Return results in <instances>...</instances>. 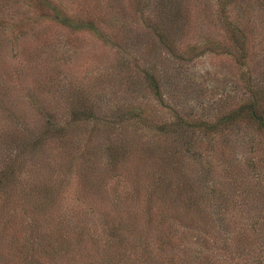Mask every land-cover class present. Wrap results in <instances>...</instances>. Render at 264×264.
<instances>
[{"label":"rangeland","instance_id":"rangeland-1","mask_svg":"<svg viewBox=\"0 0 264 264\" xmlns=\"http://www.w3.org/2000/svg\"><path fill=\"white\" fill-rule=\"evenodd\" d=\"M46 1L109 39L0 0V264H63L65 251L73 264H203L223 229L264 264V132L197 127L242 104L246 80L264 94V0Z\"/></svg>","mask_w":264,"mask_h":264},{"label":"trees","instance_id":"trees-1","mask_svg":"<svg viewBox=\"0 0 264 264\" xmlns=\"http://www.w3.org/2000/svg\"><path fill=\"white\" fill-rule=\"evenodd\" d=\"M226 6H228L231 1L233 0H221ZM37 6L39 7H49V9L54 10V18L57 19V21L64 25V27L70 29L72 32H88L91 33L96 39H109V34L104 30V28H100L101 26H97L98 24L95 23L94 20L90 19V15H85L82 17V14H76L75 12H69L67 13V8L63 6L57 5V10L55 9V6L53 4L48 3L46 0H35ZM52 5V6H51ZM225 8V7H223ZM39 9V8H38ZM43 11V10H42ZM1 21V20H0ZM100 22V21H99ZM2 26H5L4 24H1ZM226 26V32L230 36V42L239 46V49L241 48V45L244 44V39L241 38V32L232 26L225 25ZM154 30H156L154 28ZM156 36L160 43H163V45L167 47H174V44L165 42L168 41L166 37H164V33L161 29L156 30ZM106 42V41H105ZM243 58V57H242ZM147 80H150L152 83L153 89L157 90L158 92V84L155 80V78L150 75V73H147L146 75ZM247 84V87H250L249 96H247V99L238 107L229 113L225 114L224 116L220 117L219 119H216L215 122H209V123H200L197 124V127L201 129L202 133L206 136L207 134H215V136L221 135V132L232 130L235 127H239L242 124L248 125L253 127L257 133H263L264 132V94H262L261 89L259 88L257 83H251L250 81H245ZM75 117L76 121H79V119H89L91 118V114L88 110H84V112H79L76 115H73ZM235 184V181H234ZM261 194H263V190L259 191ZM264 195V194H263ZM16 207V206H15ZM17 208V207H16ZM241 225L248 226L249 228L255 227L256 223L252 221V218L247 221V223H243V219L240 218ZM262 229H258L259 232L262 230L264 231V222L262 224ZM256 228V227H255ZM223 233H225V237L221 240L220 246L215 248H210L207 246L206 255L203 256V264H212L216 261L218 264L221 262L222 264H240L236 262L237 260L244 261L243 263L246 264L247 260V251L249 246H245V248L242 246L241 242L234 238L236 233L230 234L228 229H223ZM240 231V230H239ZM252 231V230H251ZM257 231V230H256ZM255 231V232H256ZM253 232V231H252ZM109 233H112L109 234ZM115 234V228H109L108 230V237H112ZM228 233V234H227ZM241 233V234H240ZM238 234L239 237L243 239H249L247 240L246 244H251V239L254 237L257 238V236H254L253 233H249L248 231H245L243 229V232L240 231ZM227 234V235H226ZM237 235V236H238ZM253 236V237H252ZM116 237V236H115ZM118 238V236H117ZM15 242V240H14ZM120 242H118L119 244ZM15 243L11 242L10 247L13 248ZM229 245V248H228ZM232 245V246H231ZM234 245V246H233ZM241 248H244L241 249ZM57 255H55V252L48 255V259L55 260ZM220 258V260H219ZM216 259V260H215ZM63 264H73L71 262L70 254L65 251L63 254ZM7 264H13L14 262H10V258L6 260ZM249 261V260H248ZM96 264H99L96 263ZM102 264V263H101ZM178 264H185L183 261H178Z\"/></svg>","mask_w":264,"mask_h":264}]
</instances>
